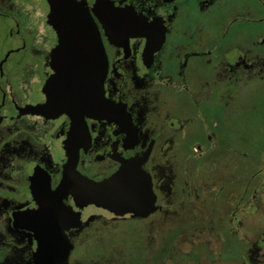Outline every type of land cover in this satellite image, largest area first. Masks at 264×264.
Returning a JSON list of instances; mask_svg holds the SVG:
<instances>
[{"label":"flooded vegetation","instance_id":"1","mask_svg":"<svg viewBox=\"0 0 264 264\" xmlns=\"http://www.w3.org/2000/svg\"><path fill=\"white\" fill-rule=\"evenodd\" d=\"M63 67L76 119L38 113ZM70 154L94 183L125 166L112 210L63 190ZM262 207L264 0H0V264H264ZM150 218L155 245L123 228Z\"/></svg>","mask_w":264,"mask_h":264},{"label":"water","instance_id":"2","mask_svg":"<svg viewBox=\"0 0 264 264\" xmlns=\"http://www.w3.org/2000/svg\"><path fill=\"white\" fill-rule=\"evenodd\" d=\"M104 26H111V21L107 18L103 21ZM58 34H59V39H60V47L58 48L57 52L55 55L61 56L64 54V49L69 47V44H66L63 40L66 39V37L63 35L61 26H58ZM86 37L80 33L78 30L77 35L75 36V39L78 40V45L81 46L80 48L85 47V41H81L85 39ZM98 38V37H97ZM94 54L96 56V62L102 64L103 59H100L97 57L101 55L102 57L104 56V52L102 49L101 44L99 43V40L97 39V43L92 44ZM61 65H64V63H61ZM66 69L59 68L56 71V75L53 78L52 87H61L62 92L53 94L54 95V100L49 102L47 105H44L41 107L38 111L39 114L41 115H62V114H68L72 116L73 119L77 118V113L78 110L77 108H72L68 107V103L64 101V96L67 93V90L64 89L63 83L66 85L67 81L69 80H74L77 81L76 77H72V79L66 77ZM100 80V85L102 84L103 76L99 79ZM98 79L96 80L97 82L99 81ZM49 85V84H48ZM47 85L46 92L50 88V86ZM97 113H100L99 109L96 108ZM99 111V112H98ZM75 165V158L71 154L69 155V162L65 167L64 175H63V180L61 182V186L63 190L65 191L66 189L68 190L69 193L73 194L76 201L82 205H96L98 207H103L108 210H112L114 206H116L117 201L114 198L115 191L118 192L119 194H122L124 192V189L122 192L117 191L116 188H114L115 185L119 181L124 182L123 178L126 172L125 166L121 169L119 175L112 177L111 179L103 182V183H94L92 181H89L83 177H74L73 176V168ZM69 187V189H68ZM128 189V188H127ZM129 190L132 193V211L135 213L136 210H141V203L139 200L143 199V193L145 194L146 192V187L143 185V180L142 182H138L137 184H133L129 187ZM122 208H126L125 205L122 206ZM136 212V213H139ZM37 219V224L38 228H40V225L44 223L46 220L45 218H36ZM49 223V221H47Z\"/></svg>","mask_w":264,"mask_h":264},{"label":"rangeland","instance_id":"3","mask_svg":"<svg viewBox=\"0 0 264 264\" xmlns=\"http://www.w3.org/2000/svg\"><path fill=\"white\" fill-rule=\"evenodd\" d=\"M255 123L254 120L251 118L250 121L245 122V142H250L252 143V136L251 131L252 128L254 127ZM253 150V147L250 148V151ZM244 159H248L245 160V164H246V168L244 169V177L247 179L251 176V172H255V170L259 169V160H261V157L254 155V154H250V156L248 154H245V158ZM262 210L264 211V207H262ZM260 219V218H259ZM260 223V220H259ZM261 224H262V228L258 229L259 232H264V218H261ZM123 228L125 229V231L131 232L134 235L138 234V233H143L145 235L148 236L149 238V244L152 245V243L154 242V245L156 243V238H157V234L159 231V225L157 222V218H150L149 222L145 221V222H130L127 223L125 226H123ZM164 231V236H165V245L166 247H168V242H170L171 240H173V235H174V230L175 227L172 224H166L164 226V228L160 229ZM155 238V240H154ZM153 241V242H152ZM226 243H228L227 240H225ZM184 251H187L188 248L185 247L183 248ZM186 261H190V262H194L195 261V256L193 255H189L187 258H185Z\"/></svg>","mask_w":264,"mask_h":264}]
</instances>
